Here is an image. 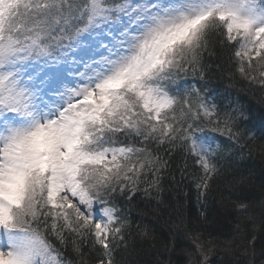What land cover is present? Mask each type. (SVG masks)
Masks as SVG:
<instances>
[{"label": "snow or ice", "instance_id": "1", "mask_svg": "<svg viewBox=\"0 0 264 264\" xmlns=\"http://www.w3.org/2000/svg\"><path fill=\"white\" fill-rule=\"evenodd\" d=\"M213 56L264 89V0H0V264H126L157 237L124 202L188 180L198 215L170 205L154 264H256L257 235L214 205L241 198L264 123L213 87Z\"/></svg>", "mask_w": 264, "mask_h": 264}, {"label": "trees", "instance_id": "2", "mask_svg": "<svg viewBox=\"0 0 264 264\" xmlns=\"http://www.w3.org/2000/svg\"><path fill=\"white\" fill-rule=\"evenodd\" d=\"M206 63L213 69L211 81L213 87L219 92L231 93L233 98L238 99L239 103L251 112L254 117L252 123L256 128L261 127L262 123H264L261 119V113L264 112V105L261 104V100L264 99V89L257 85L248 84L239 75L234 80L227 78L222 68L217 67V65L221 64L218 56L206 58ZM246 127H251V125ZM242 143H244L245 147L242 154L237 156L236 165L238 166V171L234 172L237 176L243 175L246 177L244 183L237 185V191L242 194L241 198L239 200H236L235 197L230 198L228 201L230 208L228 210L221 208L218 203L214 207L219 209L226 217L223 223L227 230L235 231L236 223L241 222L242 228L247 225L246 231L249 234L255 233L257 235L256 264H261V260H264V257L259 256V249L264 245V222L260 219L259 210L261 204L264 203V140L260 139V134L256 131L254 135L245 137ZM186 194H190L189 199H185ZM178 199L186 204L189 216L195 218L198 215L195 189L192 187L190 180L181 186V190L166 186V190L161 193L159 200L146 197L143 194H137L130 204L127 201L124 202V208L128 211L133 224L135 225L138 220L143 218L145 223H150L156 229L155 235L157 237L155 242L145 241L138 243L136 250L131 255H123L122 260L126 264H154L157 259L156 250L160 247V238L163 235H167L169 229L173 227L174 222L169 218L171 213L170 205L175 204ZM161 200L163 203H160ZM238 203L248 205L249 213H239L236 210V204ZM249 214L256 217L254 224L248 221ZM213 235L217 234L213 233ZM169 239L171 240V238ZM181 247L191 248V241L187 238H182ZM171 255L174 264H187V257L179 249ZM211 259L214 264H217L221 259L233 260L234 257L221 253L220 255L214 254Z\"/></svg>", "mask_w": 264, "mask_h": 264}]
</instances>
